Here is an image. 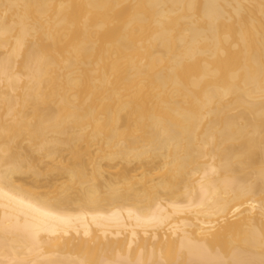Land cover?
Listing matches in <instances>:
<instances>
[{
  "label": "bare ground",
  "instance_id": "bare-ground-1",
  "mask_svg": "<svg viewBox=\"0 0 264 264\" xmlns=\"http://www.w3.org/2000/svg\"><path fill=\"white\" fill-rule=\"evenodd\" d=\"M0 264H264V0H0Z\"/></svg>",
  "mask_w": 264,
  "mask_h": 264
}]
</instances>
